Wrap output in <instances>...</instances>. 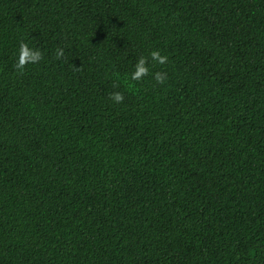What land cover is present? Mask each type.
Wrapping results in <instances>:
<instances>
[{"label":"trees","instance_id":"1","mask_svg":"<svg viewBox=\"0 0 264 264\" xmlns=\"http://www.w3.org/2000/svg\"><path fill=\"white\" fill-rule=\"evenodd\" d=\"M0 264H264V0H0Z\"/></svg>","mask_w":264,"mask_h":264},{"label":"clouds","instance_id":"2","mask_svg":"<svg viewBox=\"0 0 264 264\" xmlns=\"http://www.w3.org/2000/svg\"><path fill=\"white\" fill-rule=\"evenodd\" d=\"M64 49L57 48L55 50V56L57 60L64 57ZM44 58L43 52L38 48L30 47L28 43L23 40L19 43V49L16 53V62L13 65L17 74H23L25 68L29 64H38ZM169 57L162 55L159 49L152 50L148 56H140L137 62L133 66V71L130 73L131 81H142L146 76L150 74L149 63L152 65H165L168 62ZM152 79L160 85H164L168 79L167 72L156 71L152 73ZM109 99L116 104L123 103V92H111L109 93Z\"/></svg>","mask_w":264,"mask_h":264}]
</instances>
